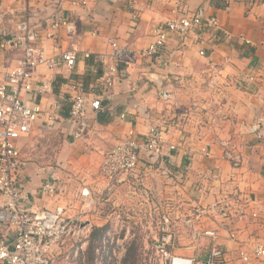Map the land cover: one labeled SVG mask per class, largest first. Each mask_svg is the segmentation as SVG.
Masks as SVG:
<instances>
[{
    "label": "crops",
    "instance_id": "crops-1",
    "mask_svg": "<svg viewBox=\"0 0 264 264\" xmlns=\"http://www.w3.org/2000/svg\"><path fill=\"white\" fill-rule=\"evenodd\" d=\"M178 1L189 14L205 7L207 15L217 17L219 28L187 36L172 32L162 51L149 53L153 29L180 15L174 11ZM58 14L75 24L74 35L62 27L55 38L47 37ZM23 20L42 36L36 44L47 55L57 56L72 47L77 51L72 69L63 64L41 65L34 72L39 88L49 85L37 93L36 100L43 108L56 105L57 111L56 121L47 123L44 113L18 142L27 160L19 183L35 209L62 206L65 218L81 216L92 223L93 230L99 228L101 236L117 216L123 222L119 226L122 236L131 238L158 236L164 229L173 236L192 237L199 230L201 238L192 245L167 247L171 253L199 259L207 256L212 244L203 235L207 230H215L226 259L235 263L243 246L252 250L264 239V138L255 131L233 135L236 121L252 126L264 120V4L88 0L85 6H75L59 0H0V85L23 56L22 48L3 43L20 33ZM111 40L137 50L139 57L120 64L109 86L103 78L106 63L112 59L100 62L97 54H110ZM91 56L93 63L88 62ZM74 82L102 100L100 110L90 109L89 128L80 140L73 139L74 127L68 119ZM155 123L165 130L161 155L143 156L139 168L121 182L100 176L106 153L120 138L130 130L143 135ZM223 140H232L241 151V166H233L224 157ZM172 144L175 149H170ZM203 146L210 155L201 151ZM46 180L59 182L53 198L41 197ZM84 187L91 190V203L81 196ZM237 195L246 202L254 200L248 211L258 200L260 217L237 213ZM161 198L168 199L165 206L159 204ZM214 204L219 207L211 208ZM204 208L206 213L201 212ZM14 235L11 226L0 224V240ZM203 238L202 247L207 250L199 252ZM74 247L73 243L55 246L51 254L55 264H71L63 257Z\"/></svg>",
    "mask_w": 264,
    "mask_h": 264
},
{
    "label": "built area",
    "instance_id": "built-area-1",
    "mask_svg": "<svg viewBox=\"0 0 264 264\" xmlns=\"http://www.w3.org/2000/svg\"><path fill=\"white\" fill-rule=\"evenodd\" d=\"M59 1L61 4L68 2L75 6H85L88 3V0ZM223 1L230 3L234 0ZM241 1L249 5L264 4V0ZM174 11L180 15L153 29L155 39L148 48L149 53L162 51L172 32L187 36L204 28L212 30L219 28L217 17L207 15L206 8L203 6L189 14L186 5L178 1ZM62 27L69 35L76 33L75 24L65 15L58 14L51 28L47 30V37L55 38ZM19 29V34L3 42L6 46L22 48L23 56L18 64L7 72L0 85V224H7L15 231L13 239L0 240V264H55V258L51 255L53 248L64 247L69 243L75 245L74 250L63 259L71 264H87V250L84 245L90 243L93 232L92 223L83 220L81 216L65 218V208L62 206L53 209H35L31 196L24 193L19 183V176L27 166V160L18 145L19 140L29 135L34 124L44 113L48 114L47 123H53L57 119L56 105L49 109L43 108L42 102L36 100L37 93L41 94L49 85L43 83L42 89L39 88L34 83V72L41 65L54 68L63 64L67 69H72L77 62V51L72 47L63 50L57 56H49L43 47L36 44L42 36L31 28L27 20L20 23ZM110 46V54H97V60L100 62H105L107 57L112 59L111 62L106 63L103 78L109 86L114 83L120 64H129L139 57L137 50L120 46L116 40H111ZM212 84H215V81ZM72 91L68 119L74 127L73 139L80 140L89 128L87 116L90 109L100 110L102 100L87 91L79 82L73 83ZM25 94L28 98H25ZM252 131H255L259 138H264V120L260 119L252 126H248L245 122L233 123L234 136ZM164 135V128L157 123L150 125L147 133L143 135L130 130L106 153L100 166V176L117 183L121 182L125 176H130L139 168L143 156L149 158L163 153ZM222 145L224 157L233 166H241L243 156L232 140H223ZM175 148L174 144L170 146V149ZM201 151L210 155L207 146H203ZM216 176L217 174H214L215 178ZM58 190V180H46L41 186L40 194L43 198H53ZM81 196L87 201L86 203L92 202L91 190L87 187L82 188ZM167 200L161 198L159 204L165 206ZM256 201V204H259L258 200ZM251 202L254 200L246 202L243 197L237 195L235 197L236 211L241 215L248 213L253 218H259V207L256 204L248 211L247 206ZM214 207H219V204H214L211 208ZM201 212L206 213V209H202ZM163 218V222H169L167 216ZM122 223L120 216L114 218L113 225L97 243L92 264H123L132 238L128 235L122 236L119 227ZM198 231L194 230V242L201 236ZM203 235L210 237L212 244L207 256L199 259L194 256L171 253L167 247L173 243L174 236L168 229H164L158 236H154L156 242L153 248L154 256L146 264H257V262L264 264V239L252 250L243 246L240 249L239 259L235 263L226 259L217 243L218 235L215 230H207Z\"/></svg>",
    "mask_w": 264,
    "mask_h": 264
},
{
    "label": "rangeland",
    "instance_id": "rangeland-1",
    "mask_svg": "<svg viewBox=\"0 0 264 264\" xmlns=\"http://www.w3.org/2000/svg\"><path fill=\"white\" fill-rule=\"evenodd\" d=\"M174 227H177V225H175ZM132 239H133V241L131 240L132 243L133 244L136 243V246H137L136 257H138V258H137V261L135 263L136 264H146V262L149 261L152 256H154V254H153L154 249L153 248H154V244L156 243L155 238L153 236H151V237L139 236V237H134ZM173 240H174V242L172 243V245L174 244L176 246L181 245V246L186 247V246H190L193 244V236L192 237H181L178 234L177 236L175 235L173 237ZM202 240L204 241V238L201 239V241L199 243L200 244L199 248H198L199 252L207 250V247H202L203 246ZM131 241H130V243H131ZM94 252H95V250H94Z\"/></svg>",
    "mask_w": 264,
    "mask_h": 264
},
{
    "label": "trees",
    "instance_id": "trees-1",
    "mask_svg": "<svg viewBox=\"0 0 264 264\" xmlns=\"http://www.w3.org/2000/svg\"><path fill=\"white\" fill-rule=\"evenodd\" d=\"M91 58H93V57L91 56L88 59L89 63H93ZM96 66L99 67L98 64ZM97 71H99L98 68H97ZM101 235H102L101 230H99V228H94L92 235H91L90 243H89V246H88L87 252H86L87 264L93 263L94 253H95L94 250L97 246L98 241H100V239L102 237ZM136 251H137V246H136V243H134L133 245H131V247L128 248L126 255L124 257V260H123V264H136L135 262L137 261V258H138V257H136Z\"/></svg>",
    "mask_w": 264,
    "mask_h": 264
}]
</instances>
